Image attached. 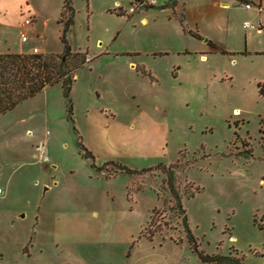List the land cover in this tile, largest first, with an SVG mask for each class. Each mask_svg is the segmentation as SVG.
Here are the masks:
<instances>
[{
  "label": "rangeland",
  "instance_id": "374dc122",
  "mask_svg": "<svg viewBox=\"0 0 264 264\" xmlns=\"http://www.w3.org/2000/svg\"><path fill=\"white\" fill-rule=\"evenodd\" d=\"M69 4L68 97L58 82L0 115V264H216L165 168L202 255L264 264V0ZM70 15L0 0V52L63 55Z\"/></svg>",
  "mask_w": 264,
  "mask_h": 264
},
{
  "label": "trees",
  "instance_id": "16d2710c",
  "mask_svg": "<svg viewBox=\"0 0 264 264\" xmlns=\"http://www.w3.org/2000/svg\"><path fill=\"white\" fill-rule=\"evenodd\" d=\"M63 8L68 9L71 12V15L66 21L63 23L59 21V23H62L60 41L63 47V55L58 56L57 54H48L43 56L42 54H0V115L14 109L23 101L34 97L45 87L54 85L58 82L62 85L64 95L68 97L71 82L68 75L69 72L64 68V56L69 55L70 53V46L65 38V33L73 24V10L69 4V0H63ZM210 44L212 47L216 48L215 44ZM84 62L85 58L82 59L80 65L76 67V69L80 68ZM69 111L71 112V106ZM80 146H82V144H80ZM83 150L85 158L92 157L87 149L83 148ZM119 168L128 171L125 166L120 165ZM148 170L150 169H143L142 171ZM163 173L166 176L165 183L169 194L174 200V208L182 215V226L187 235L190 249L196 254L198 259L206 263L228 264L230 262V264H242L234 260H228V258L224 256L212 257L202 255L197 250L195 239L186 225V217L175 186L174 172L171 168H165L163 169ZM259 229L262 230L261 227H259Z\"/></svg>",
  "mask_w": 264,
  "mask_h": 264
},
{
  "label": "built area",
  "instance_id": "2783aa9c",
  "mask_svg": "<svg viewBox=\"0 0 264 264\" xmlns=\"http://www.w3.org/2000/svg\"><path fill=\"white\" fill-rule=\"evenodd\" d=\"M245 9H249L250 5L249 4H244ZM33 21V16L32 15H26L25 17L22 18L21 23H20V27L25 30L26 28L30 27L31 23ZM243 28L245 29H250V30H256V27L252 24H250L249 22H243L242 24ZM259 30V29H257ZM28 40V36L27 33L25 31L20 33V42L21 43H25ZM31 52L33 54L38 53V48L37 47H33L31 49ZM1 193V190H0Z\"/></svg>",
  "mask_w": 264,
  "mask_h": 264
},
{
  "label": "crops",
  "instance_id": "0c3cea01",
  "mask_svg": "<svg viewBox=\"0 0 264 264\" xmlns=\"http://www.w3.org/2000/svg\"><path fill=\"white\" fill-rule=\"evenodd\" d=\"M214 3H215V0H214ZM214 6L217 7L216 4H214ZM219 6H228V5H227V4H226V5H223V4H220V3H219ZM26 7H27V9H28L27 12H29L28 15H32V16H33V21H34L35 14H34L32 8L29 7L28 4H26ZM19 8H20V7H19ZM20 9H21V8H20ZM249 9H251V7H250ZM249 9H248V10H249ZM30 13H31V14H30ZM22 14H23V13H21L20 15H22ZM33 21H32V22H33ZM244 22H247V21H244ZM242 24H243V23H242ZM250 24H251V23H250ZM241 27H242V29H243L244 31L249 30V29H245V28H243L242 25H241ZM262 29H263V26H260L258 31H260V30H262ZM27 41H28V40H27ZM25 43H26V42H25ZM20 46H21V47H19V49H20L19 51H18V50H17V51L15 50V51H13L12 53H15V54L18 53V54H19V53H21V50H25L24 53H29V52L31 51V49L34 47V45H33V46H25V45H23V44H21ZM41 51H42V52H45V53L48 52L46 49L43 50L42 48H41ZM0 54H5V53L0 52ZM15 108H16V107H15ZM15 108H14V109H15ZM12 110H13V109H12ZM10 111H11V110H10ZM6 113H7V112H6ZM6 113H4V114H6ZM1 115H2V114H1Z\"/></svg>",
  "mask_w": 264,
  "mask_h": 264
}]
</instances>
